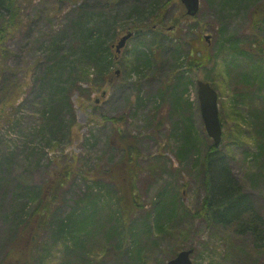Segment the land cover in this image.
I'll use <instances>...</instances> for the list:
<instances>
[{
    "label": "rangeland",
    "instance_id": "1",
    "mask_svg": "<svg viewBox=\"0 0 264 264\" xmlns=\"http://www.w3.org/2000/svg\"><path fill=\"white\" fill-rule=\"evenodd\" d=\"M156 1L161 3V22L146 11L145 20L138 24L134 9H149ZM246 4L222 12L220 0H200L197 16L185 19L179 0H19L16 25L8 24L7 36L0 37V263L12 240H17L12 238L15 220L9 214L22 208L21 196L44 188V203L55 222L89 192L88 185L101 183L108 190L117 188L122 195V217L127 222L122 229L126 235L123 243L116 236L106 237L104 232L111 224L105 209L99 213L103 226L90 239L83 256L65 251L64 239H54L55 226L39 228L36 238L37 228L20 230L17 250L23 255V264H136L139 256L132 258L126 251L133 244L129 229L135 227L144 250L143 264H166L180 250L189 248L194 250L193 264H264V247L256 244L251 231L252 217L241 216L238 225L224 226L207 214V174L204 163L195 166L213 145L198 96L197 81L205 80L218 92L223 123V139L215 156L223 157L236 186L248 196L264 226V157L258 155L264 134H256L264 126V98L259 97L257 88L245 91L235 84L236 80L242 82L241 70L225 63L234 39L247 50L241 58L245 66L264 62V0ZM81 14L86 18L95 15L101 20L96 27L108 23L116 35L108 37L116 58L105 80L94 69L90 76L78 74L77 81L68 80L71 67L78 65V55L71 47L79 43L74 38L73 21ZM3 22L1 19L0 29ZM140 25L142 31L137 33L134 29ZM129 30L134 36L116 53L114 46ZM228 37L231 39L226 40ZM56 38L58 56L53 47ZM223 41L227 50L219 53ZM135 49L151 53L150 67L140 74L131 71ZM192 50L202 54V62L181 67ZM226 66L234 69L233 73L229 74ZM59 67L61 82L55 74L49 76L51 69ZM179 73L191 80L182 94L190 107L185 105L181 113L172 101ZM56 86L60 94L52 101ZM6 87L17 91L19 97L6 103ZM162 91L164 98L160 99ZM246 92L251 99L239 104L236 111L231 103L234 93ZM51 110L56 112L53 119ZM248 112L260 118L251 124L244 122L242 116ZM182 116L192 118L198 139V147L188 155L181 148ZM120 135L124 144L134 147L128 161L135 158V168L130 164V173L116 166L125 155L124 145L117 141ZM67 166L72 172L62 193L55 196V189L48 185L65 173ZM164 197L168 198V210L173 205L177 209L173 223L163 233H142L146 218L154 219Z\"/></svg>",
    "mask_w": 264,
    "mask_h": 264
},
{
    "label": "trees",
    "instance_id": "2",
    "mask_svg": "<svg viewBox=\"0 0 264 264\" xmlns=\"http://www.w3.org/2000/svg\"><path fill=\"white\" fill-rule=\"evenodd\" d=\"M246 2H250V0H220V9L222 12H227L228 10L232 9H240L241 6L247 5ZM19 0H0V20L2 19L3 26L0 29V37L7 36V26L8 24L11 26L16 25V19L19 16L21 10L18 7ZM161 3L156 1L151 4L149 9H134L133 12L137 13V20L138 24H142L144 19V12L149 11V15L156 16L161 18L160 9ZM183 11V10H182ZM184 12V11H183ZM147 13V12H146ZM4 16H8L9 20H6ZM89 17H84V14L79 16V19L73 21V26L75 27L74 31V38L79 41V43L72 45V49L74 54L78 55V65L71 67V71H69V78L70 81H77L80 74L82 77L90 76L92 73L91 70L94 69V73L97 74L100 78L104 79L108 78L109 75L112 73V69L115 63V54L111 51V46L109 44V38H114L116 35L110 30L108 26V21L105 26H97L96 25L101 21L96 19L95 15L89 14ZM259 20L255 22L258 23ZM2 23V22H1ZM90 24V25H89ZM96 28V29H94ZM142 25L136 27L137 33L142 31ZM96 32V35H94ZM231 39L228 37L226 40ZM77 42V41H76ZM142 42V41H140ZM139 42V43H140ZM225 41L221 42V46L219 47V53L227 50L225 47ZM106 45V48H105ZM53 47L58 51L55 56L59 54V40L56 38L55 43H53ZM192 56L190 58L185 59L183 62V57L178 56L180 62H183L180 66L188 65L189 68L196 63L202 62V54L197 50H192ZM248 53L243 48H240L238 41L234 39L232 41V51L228 52L229 57L225 60L226 64L231 65L234 69H240L242 74V82L236 80V83L239 87L245 88V91H249L251 89H256L258 92L257 94L259 97L264 98V62L261 61L260 64L251 63L250 66H245L242 63L241 58H245ZM133 57H135V61H130L133 63L131 67V71L138 72L139 74L144 72V70L150 67L152 60H151V53L150 51H140L135 49L133 52ZM218 57V55H217ZM193 58V62L191 63L189 60ZM62 62V58L60 59ZM51 69V68H50ZM62 68H55L51 69L49 72V76L55 74L58 78L57 80L61 82V70ZM227 71L233 73L234 69L228 68L226 66ZM130 71V72H131ZM191 80L184 76L183 74L179 73L178 79L172 89V101H175V107L177 112L181 113L183 111L184 106L186 105L187 108L190 107V103L187 100L182 98V94H184L185 90L190 85ZM243 83V84H242ZM12 84V83H10ZM7 86V85H6ZM12 87V86H11ZM5 88V93L7 100L6 103L13 98L19 97V93L13 90L11 92L10 88ZM182 87V91L179 92V88ZM53 98L52 101L56 98L57 95L60 94V90L57 89L59 86L54 87ZM188 90V89H187ZM164 92H160V99L164 98ZM234 97L232 98L231 103L236 111V107L241 104L242 102L246 103L248 100L251 99L250 93H245L244 95H239L234 93ZM185 95V94H184ZM243 96L244 99L240 100ZM56 116L55 110H51V118ZM259 114L248 112L247 115H243L242 119L244 122L253 123V120L259 119ZM182 120H184L183 128H180V134L184 139L181 148L183 149V153L185 155L190 154L192 149L198 147L197 145V137L193 132L194 124L192 118L182 116ZM49 128V127H48ZM50 128H52L50 126ZM42 132H44V127L42 128ZM257 135L261 136L264 134V126L262 129L256 132ZM124 136H119L117 141L124 145L125 155L122 161L116 164L119 168H121L122 172H132V164L135 168L134 159L128 161L130 155H132V148L131 145L124 144L122 141ZM194 140V142H193ZM112 143L113 140H110ZM218 147L212 145L209 149V152L205 155V157H200L197 159L195 164L196 167L201 166L204 163V171L207 174V179L205 180V186L207 189V194L205 197V206L207 207V214L215 217L216 223L219 221L224 226L231 225V224H239V218L241 216H249L247 220H250L251 217L254 219L253 222L251 221V231L256 236L257 241L256 244L259 245L261 248L264 247V226H262L263 221L260 219L258 212L251 206V202L246 194L240 192L239 188L236 186L235 179L231 177L230 171L227 168V165L224 164L222 160L223 157L219 156L217 158L216 152ZM183 155V156H185ZM260 156L264 157V144L260 143ZM133 156V155H132ZM66 166V165H65ZM65 169V173L57 176L53 181H51L48 185V189H55V196L56 194H61L63 191V185L68 180L72 171ZM137 168V167H136ZM67 170V171H66ZM134 174V172H133ZM67 176V178H66ZM47 188V187H46ZM94 188H97L94 191ZM88 193H84L82 197H80L75 203V207L68 212L66 215L59 216L55 222L50 220V213L48 205L44 203V188L41 189H32L27 192L26 195L21 196L23 200V205H21V209L14 210L9 214V216L13 217L15 220V229L12 235V238L16 237L17 240H12V245L10 246L9 250L4 255L3 261L0 264H23L21 260L22 256L21 252L17 250V244L19 242V237L21 234L19 233L20 230H28L35 227L36 232L34 238H36L39 234L38 230L44 228L48 225L55 226L54 227V239L63 238L65 241V251L67 253H80L81 256L85 255V252L88 248L87 245L96 233H98L103 223L99 218V213L102 210L108 209L107 217H109V222L111 226L108 224L107 230L104 232L108 239H111L113 236L118 237L120 239V244L123 243L124 238L126 235L123 232V227L127 224L122 217L123 207H121L120 202L122 200V195L119 196L118 189L108 190L105 184L97 183L96 185H88ZM106 190L105 194L102 195V191ZM54 192V190L52 191ZM106 197V198H105ZM55 198L53 199V202ZM122 204V203H121ZM127 204V203H126ZM168 198L164 197L161 200L160 207L156 210V215L153 220H150V215L146 218V221L143 223V232L152 233L154 231L158 233H163L167 230L169 224L173 223L174 214L176 212V207L173 205L171 209L168 210ZM111 211H110V210ZM113 209V210H112ZM78 210V211H76ZM168 210V212H167ZM211 210V213H210ZM206 211V212H207ZM103 220V218H102ZM261 225V226H260ZM23 229H20V228ZM40 228V229H39ZM17 229V230H16ZM137 227L132 228L130 234H132L131 238L133 239V244L131 243L130 248L126 249L127 253L134 258L135 255H138V259L136 260V264H143L145 261L144 259V250L143 247L140 245L141 237L140 234L137 233L135 230ZM14 244V245H13ZM122 250V249H121ZM44 256H41V260Z\"/></svg>",
    "mask_w": 264,
    "mask_h": 264
},
{
    "label": "water",
    "instance_id": "3",
    "mask_svg": "<svg viewBox=\"0 0 264 264\" xmlns=\"http://www.w3.org/2000/svg\"><path fill=\"white\" fill-rule=\"evenodd\" d=\"M184 9L185 15L194 17L200 8V0H180ZM132 36V32L123 35L119 40L116 48L119 52L125 46L127 40ZM208 39L209 36H206ZM198 93L200 98L201 113L205 122L206 130L212 137L215 145L220 144L222 140V124L218 111V96L217 92L208 82L198 81ZM192 249L180 251L175 257L171 258L166 264H192L191 253Z\"/></svg>",
    "mask_w": 264,
    "mask_h": 264
}]
</instances>
